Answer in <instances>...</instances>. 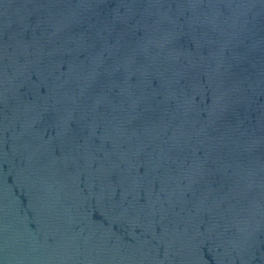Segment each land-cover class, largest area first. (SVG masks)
<instances>
[{
	"label": "water",
	"instance_id": "obj_1",
	"mask_svg": "<svg viewBox=\"0 0 264 264\" xmlns=\"http://www.w3.org/2000/svg\"><path fill=\"white\" fill-rule=\"evenodd\" d=\"M0 264H264V0H0Z\"/></svg>",
	"mask_w": 264,
	"mask_h": 264
}]
</instances>
